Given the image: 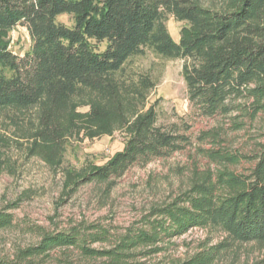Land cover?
I'll return each instance as SVG.
<instances>
[{"label":"trees","instance_id":"trees-1","mask_svg":"<svg viewBox=\"0 0 264 264\" xmlns=\"http://www.w3.org/2000/svg\"><path fill=\"white\" fill-rule=\"evenodd\" d=\"M70 16V26L58 22ZM168 15L185 24L178 41L167 31ZM27 29L31 50L22 58L8 50L16 26ZM147 52L163 60H183L187 97L197 114L222 117L230 131L264 113V0H0V117L17 127L27 153L59 167L70 140L125 136L121 151L101 166L72 174V187L92 183L108 193L131 167L145 166L181 150L187 138L157 125L147 106L156 81L131 71ZM223 128L204 133L219 147ZM0 137V173L5 158ZM251 157L222 150L206 156L215 171L191 170L187 188L170 202L152 206L117 235L98 224L62 232L31 228L37 242L17 248L0 264H143L137 256L164 252V243L192 228L218 230L223 240L191 257L160 264H215L234 247H264V143ZM254 161L247 174L226 165ZM13 205V204H12ZM0 211V230L13 226ZM95 243L109 248L93 249ZM136 250H141L136 254ZM56 253V255H54Z\"/></svg>","mask_w":264,"mask_h":264},{"label":"rangeland","instance_id":"rangeland-1","mask_svg":"<svg viewBox=\"0 0 264 264\" xmlns=\"http://www.w3.org/2000/svg\"><path fill=\"white\" fill-rule=\"evenodd\" d=\"M57 20L68 26L72 24L67 15ZM165 25L172 39L178 41L185 24L168 15ZM6 40L8 50L18 58L31 50V40L24 26L14 27ZM182 65L181 59L163 60L149 52L130 63L131 71L147 73L157 82L147 100V106L154 105L157 125L185 136L188 144L165 158L131 167L108 193L102 185L92 183L72 187L65 173L75 174L106 163L122 150L125 143L122 132L93 140H70L61 165L51 168L27 153L28 142L21 138L29 128L27 119L18 121L15 127L0 117V137L7 143L1 148L5 164L0 173V211L14 206L5 211L12 215L13 226L0 230V258L6 259L15 249L35 244L37 237L31 230L34 227L62 232L74 226L82 229L98 224L121 235L128 227L139 226L138 221L152 206L168 203L185 190L191 170L215 171L219 168L220 163L211 161L206 152L222 150L250 159L257 153L258 145L264 143V113H259L252 121L245 119L238 131H230L229 123L222 117L199 116L188 100ZM220 127L225 130L221 132L225 141L221 147L211 139H198ZM253 165L254 161L243 159L226 167L234 173L247 174ZM223 238L224 234L218 230L192 228L180 237L165 241L164 252L146 258L137 256L136 261L160 264L185 260ZM90 247L106 249L110 245L95 243ZM140 252L135 251L136 254ZM73 255L76 257L72 264H86L78 260L77 253ZM215 264H264V247L254 244L234 247Z\"/></svg>","mask_w":264,"mask_h":264}]
</instances>
